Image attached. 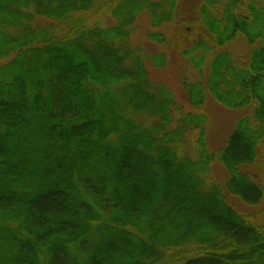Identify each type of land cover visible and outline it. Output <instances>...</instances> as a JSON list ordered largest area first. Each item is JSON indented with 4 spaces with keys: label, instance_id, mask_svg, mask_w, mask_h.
<instances>
[{
    "label": "trees",
    "instance_id": "obj_1",
    "mask_svg": "<svg viewBox=\"0 0 264 264\" xmlns=\"http://www.w3.org/2000/svg\"><path fill=\"white\" fill-rule=\"evenodd\" d=\"M181 6L0 0V264H264V0ZM171 48L187 109L153 75ZM206 95L245 110L218 149Z\"/></svg>",
    "mask_w": 264,
    "mask_h": 264
},
{
    "label": "rangeland",
    "instance_id": "obj_2",
    "mask_svg": "<svg viewBox=\"0 0 264 264\" xmlns=\"http://www.w3.org/2000/svg\"><path fill=\"white\" fill-rule=\"evenodd\" d=\"M197 2L198 0H180V3L182 5L181 10L183 11V7L186 9H184V16L185 18H187V20L196 19L193 13V7L195 4H197ZM138 20L140 21V23L138 24L139 28L144 27L146 28V30H152L148 17H139ZM183 26L184 27L183 29H181L180 32L181 35L177 37L180 43L186 40L184 42H187V46L190 47L195 43L196 40L203 37V33L201 34V32L197 30L199 28V23L197 20H194V22L192 23L188 22L187 25ZM187 26H189V28L186 29ZM156 30L159 31L158 29ZM132 38H139L137 40L139 41L140 45L145 48L148 52H158L165 50L164 46H157L156 44L150 42L142 36H138L135 34ZM173 45L175 46V40L173 42ZM171 49L168 51V62L166 67L167 70H157L153 75H156L157 78H159L163 82H166L169 88L175 91L179 103L184 105V108L187 109V105L183 102L184 100L182 99L184 93L181 90V78L182 76H185L186 82L190 83L198 80L199 76L197 74V71L192 67V65L180 55L181 49ZM220 49L221 50L219 51L224 50L231 52L233 61L237 64H245L247 62L250 52V46L241 37L235 38L234 41L227 43L224 47H221ZM203 108L204 113L207 115V121L205 124L207 143L211 148L218 149L224 145V142L229 133L232 131L237 118L240 115L244 114L245 110L225 108L219 103H217L216 100H214L213 97H211L210 95H206V101ZM215 169H217L220 175L219 179H223L224 174L222 175V172L219 170L217 165Z\"/></svg>",
    "mask_w": 264,
    "mask_h": 264
}]
</instances>
